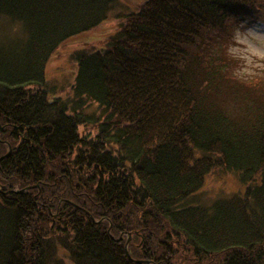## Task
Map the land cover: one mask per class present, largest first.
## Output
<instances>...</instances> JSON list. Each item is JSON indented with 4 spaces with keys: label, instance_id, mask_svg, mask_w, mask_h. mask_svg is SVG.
I'll list each match as a JSON object with an SVG mask.
<instances>
[{
    "label": "trees",
    "instance_id": "obj_1",
    "mask_svg": "<svg viewBox=\"0 0 264 264\" xmlns=\"http://www.w3.org/2000/svg\"><path fill=\"white\" fill-rule=\"evenodd\" d=\"M118 2L0 0V264H264V76L225 50L264 0H144L51 99ZM215 171L243 190L204 195Z\"/></svg>",
    "mask_w": 264,
    "mask_h": 264
},
{
    "label": "rangeland",
    "instance_id": "obj_2",
    "mask_svg": "<svg viewBox=\"0 0 264 264\" xmlns=\"http://www.w3.org/2000/svg\"><path fill=\"white\" fill-rule=\"evenodd\" d=\"M143 1L119 0L112 14L110 13L108 19L100 26L67 41L55 51L46 67L47 86L50 89L51 99L54 97L65 99L71 96L78 71L75 52L106 48L125 20V16L118 13L136 11ZM230 33L232 41L225 42V50L231 56L229 67L241 79L249 80L264 76V17L245 18L237 26L233 25ZM210 50L216 56L222 51L218 44L210 47ZM241 190L243 186L235 174L215 171L206 177L202 193L217 198ZM62 256L67 264H72L65 253H62Z\"/></svg>",
    "mask_w": 264,
    "mask_h": 264
}]
</instances>
